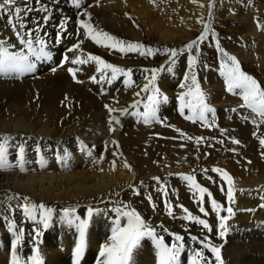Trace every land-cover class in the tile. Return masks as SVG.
<instances>
[{
    "label": "bare ground",
    "instance_id": "6f19581e",
    "mask_svg": "<svg viewBox=\"0 0 264 264\" xmlns=\"http://www.w3.org/2000/svg\"><path fill=\"white\" fill-rule=\"evenodd\" d=\"M15 6L22 10L21 34L31 32L44 39L49 50L56 51L52 66L62 51L68 60L56 71L38 66L33 75L22 74L21 81L0 79V142L7 138L10 165L0 170V264H12L17 235L22 236L16 245L20 264H30L27 257L35 254L34 249L39 250L42 264H75L80 220H87L88 226L79 264H97L100 248L111 242L117 218L113 209L124 205L135 209L166 245L180 243L174 240L175 235L184 237L178 264H190L196 251H202L209 264H216L203 243L220 249L223 264H264V146L259 143L264 139V118L241 108L242 90L228 91L226 68H203L199 62L194 66L204 103L213 110L205 114L209 121L213 114L218 117L209 131L196 122L181 120L175 112V98L187 90L181 87L187 82L182 76L186 72L191 75L186 55L172 67L167 58H151L147 51L141 55V49L121 52L105 46L113 41L97 44L81 27L85 21L94 32L129 44L140 45L148 39L161 48L179 49L201 31L211 15L218 22L235 23L242 29L244 46L252 49L264 69V32L254 28L255 19L264 15V0H16ZM40 11L50 12L46 22ZM61 20L67 23L56 31ZM54 36H61L58 48ZM17 39L1 16L0 40L20 50ZM76 41L90 54L105 55L108 64L133 70V84L126 85L122 74L108 83L111 71H97L95 61L71 63L77 56L67 48ZM236 55L245 62L239 52ZM69 68L75 70L76 81L67 75ZM152 69L159 70L154 82L158 91H153V85L143 91ZM92 77H96L95 82ZM231 93L236 96H229ZM154 94L160 102L155 105V117L146 123L154 124L157 113L162 120L168 118L190 136L187 145L158 126L149 130L137 125L145 123L148 98ZM105 105L115 111L109 112ZM183 111L182 117L199 115L196 106ZM158 134L172 136V140L161 143L149 139ZM201 137L197 143L196 138ZM233 139L240 143H233ZM213 168L232 177V202L226 196L227 181L212 172ZM185 175H193L211 195L205 193L201 199L198 189L182 178ZM213 199L221 205L219 216L212 209ZM25 204L37 206L35 219L25 215ZM229 207L231 214L226 211ZM88 208L93 209L91 218ZM47 209L51 214L45 227ZM65 209L75 211L65 217ZM189 213L206 220L211 231L202 229L197 220L185 219ZM220 217H227L224 229L220 228ZM157 251L152 238L144 237L130 264H158Z\"/></svg>",
    "mask_w": 264,
    "mask_h": 264
},
{
    "label": "snow or ice",
    "instance_id": "6c2138e0",
    "mask_svg": "<svg viewBox=\"0 0 264 264\" xmlns=\"http://www.w3.org/2000/svg\"><path fill=\"white\" fill-rule=\"evenodd\" d=\"M195 2V0H193ZM16 0H0V11H6L9 14V25L13 28L17 38L20 41L21 45H25L28 52L35 56L37 60L40 59H51V54L47 51H45V41L41 39L39 36H33V33L28 32L26 34H21V32L18 30L19 28H23L24 25L22 22L19 21V17L21 15V9L19 7L15 6ZM11 6V7H10ZM203 7V5H201ZM209 9L212 8V3L210 2L208 5ZM81 27L84 29L85 35L90 36L97 44H102L105 41H113L110 45L105 44V46H110L113 48H119L121 52L125 51H137L138 49L142 48L141 45L136 44H128L126 47L124 46L123 41H118L114 37L108 35L107 33L102 32H94L92 26L88 24L85 21H81ZM209 25H204V31L201 33V36L198 37L196 40L192 41L188 45L185 46V49H181L180 51H191L194 47L199 46V43L207 38L208 32H209ZM34 42L35 44L39 45V48H34ZM217 49H219V44L216 45ZM79 48V44L75 45L74 48L68 49V51H74L75 49ZM152 49H148V54L152 53ZM170 52V59L174 63V58L178 55L177 50H166ZM144 52H141V55H144ZM65 61L68 60V57H64ZM228 60L231 62L230 65H223V67L226 68L225 76L228 86V91L232 92L234 89H240L242 90V99H243V105L242 107H247L250 109L253 113L260 117H264V89L261 88L260 84L251 76L245 74L243 71H241L239 63L236 61V58L234 56L228 57ZM87 61H95L99 67L97 68V71H101L103 69H109L111 71V78L108 80V83H111L113 80L117 78L118 74H122L126 77H129V79L125 80V84L128 85L130 83V73L131 69L124 70L122 68L116 67L112 64H108L105 61H103L98 56H92L89 55L87 60H83L80 57H76L75 59L71 60V63L73 64H85ZM196 60L195 57H190L189 60V68H190V79L191 84L195 87V91H193V88H189L186 93L181 94L180 100H181V107H193L192 102L188 101L185 102V97L190 96L196 101V107L199 108V114L200 118L204 119V113L205 112H211L213 111L211 108H209L204 103V94L200 91L199 85L196 80V75L194 71ZM36 65L32 62H30L29 55H25L23 52H11L9 51L8 46H6L4 41H0V74L7 75L10 73H16L18 75H21L26 72H32L35 70ZM170 70V69H169ZM55 71V69H53ZM68 71L73 75L75 78V70L72 68H69ZM148 71V70H146ZM152 75L151 79L148 80V83L144 85L143 91L149 90V85H153V91L157 92L158 90H155L154 88V82L156 79V73L159 71L157 69L150 70ZM103 75L101 76V79H103ZM93 81H96V77H92ZM147 79V77H146ZM189 79V76H185V80L187 81ZM181 87H185V85H181ZM139 93H137L138 95ZM150 104L147 106V111L144 113V119L145 122H148L150 119L155 117V105L159 103L160 101L157 100L156 95L150 96L149 98ZM165 101L167 100V97L163 98ZM106 108H108L109 112L115 111V109L109 108L108 105H105ZM245 119H247L245 117ZM115 120V118H113ZM118 123V121H116ZM255 123V121H253ZM261 123H264V120H261ZM207 126V125H206ZM259 127V125H257ZM224 130H222L223 132ZM183 135V134H182ZM255 135V133H254ZM203 138H196V142L200 143ZM233 143L239 144L240 142L238 140L233 139ZM218 143H222V141H218ZM259 143L261 146H264V139H260ZM8 152V143L7 138H4L3 142H0V170H6L10 165L7 162L6 154ZM20 153L22 155L23 148L20 149ZM126 167H130L127 164ZM21 170H23L21 166ZM204 171H208L205 169ZM212 172L220 173L224 180L227 181L229 188L226 193L227 199L229 202L233 201V192H232V177L224 170L220 168H213L211 169ZM184 180L190 182V185L196 189H198L201 199H203L204 194L208 193V189L201 187L199 184L196 183L195 177L193 175H185L182 177ZM158 179V178H156ZM210 196L211 194L208 193ZM27 199V198H25ZM149 199H151L149 197ZM212 209L217 213L219 216V213L221 211V205L218 204L214 199L211 202ZM24 212L25 215L35 219L34 212L37 208L36 205L29 206L28 204H25L24 206ZM41 209L44 208L43 205L39 206ZM264 207V205H262ZM127 209V210H126ZM75 209H65V217H69V214L71 212H74ZM113 211L116 212L117 218L114 221V227L112 228V235L110 237V243L104 244L100 248L99 252V258L97 259V264H130L133 256V252L135 249H137L141 241L144 237H151L152 240L155 243V246L157 248V257H158V264H178V257L180 252L184 248V244L182 243L184 240V237L180 235H175L174 240L176 242L180 243H173L171 246H168L164 243L163 237L157 238L154 229L150 228L144 220L141 218L140 214L135 210L131 209L130 205H124L123 208L117 207L114 208ZM187 212V209L184 210ZM201 212H205V209L203 207L200 208ZM226 211L231 214L232 209L231 207L227 208ZM89 218H91L93 214V209L88 208L87 210ZM51 209H47L44 213V224L45 227H47V217L50 216ZM171 215V211L168 213ZM205 215L207 213L205 212ZM76 220H79V217L75 218ZM185 219H194L197 220L199 224L203 225L204 228L211 231V228L206 220L198 219L196 217H192L189 213L188 216L185 217ZM227 217H220V228L224 229L225 226V220ZM122 220L125 221L122 224ZM74 221L73 219L69 218L68 223L72 224ZM88 226L87 220H80L77 228L79 231V243L76 245L75 248V264H79L80 258L82 257L84 253V249L86 247L85 243V234ZM14 227V226H13ZM21 230L17 229V232H20ZM165 231H167L165 229ZM220 235H224V231L222 230L220 232ZM22 236L17 235L16 240L13 242V255H12V264H20V260L16 255V245L20 242ZM192 240H196V237H191ZM203 248L208 249L215 257L216 264H223L221 255H220V249L216 246H211L208 243H203ZM34 255L27 257V261L30 262V264H42L39 250L34 249ZM204 262V264H209L207 259L204 257L202 251H196L194 255L192 256L190 260V264H201V262Z\"/></svg>",
    "mask_w": 264,
    "mask_h": 264
},
{
    "label": "rangeland",
    "instance_id": "374dc122",
    "mask_svg": "<svg viewBox=\"0 0 264 264\" xmlns=\"http://www.w3.org/2000/svg\"><path fill=\"white\" fill-rule=\"evenodd\" d=\"M70 9H73V8H70ZM5 12L6 11H0V18L2 16L5 19V22H7L8 26L11 27L9 25V23H8L9 14H8V12L7 13H5ZM39 14H40V16L42 15V21L43 22H46L49 19L50 12L43 13V11H40ZM210 17H211V15L209 16V18L207 19V22L205 23V24H208L210 26L209 27L208 36H207L206 39H204L203 41H201L199 43L198 48L194 47L191 51H188V50L180 51L181 49H185L186 45H188L189 43H191L192 41L196 40L198 37L201 36V33L204 31V25H203L201 31L192 40L186 42L182 48L178 49V48H174L172 46L169 47V48H167V47L166 48H161V47H159L160 44L158 42L151 41V40L149 41L148 39H144L143 41H141L142 43H140V45L142 46V48H140V49L143 52L147 51L148 49H152L153 51L150 54L151 58L152 57L154 59L157 58V57L160 58V59L162 57L163 58H167L166 59L167 63L170 66H172V67H175V66L179 65V63L184 58V55H186L187 65L188 66H189L190 57H195V60H196L195 64H197L199 62L203 66V68H207L208 66H212V65L221 66V67L223 65H230L231 62L228 60V57L234 56L236 58V61L239 63L241 71H243L245 74H247V75L251 76L252 78H254L260 84L261 88L264 89V87L262 86V79H264V74H263L264 73V69L260 66V63L258 62V59L255 57V54L253 53L252 49L249 46H247V47L244 46V43L242 42V40H243L242 34L240 33V32H242V29H239V26L236 25L235 23H229V24L221 23V22H218V21L214 20L212 17L211 18ZM66 23H67V20L59 21L58 22L59 25L57 24L56 27H55L56 31H57V29L60 30L62 28V26H64ZM255 23H256V25H254L255 30L260 31V32L263 33L264 32V15L257 17L255 19ZM20 30H21V28H20ZM43 36L45 37V35H43ZM15 37H17L16 34H15ZM116 39L118 41H123L124 42V40L121 39V38H116ZM17 40H18L17 43L19 45H21L20 42H19V39H17ZM54 41H56V42L58 41L57 44L55 45L58 48L60 46L59 43L61 41V36H57V37L54 36ZM77 42L78 41H76L74 43V45H72V48H74V46H75V44ZM217 43L219 44V49H217V47H216ZM77 44H79V43H77ZM128 44L129 43L124 42V46L125 47ZM46 45L47 44L45 43V51H47V50L49 51V53L51 54V59H42V60L40 59V60H37L35 56L31 55L28 52V50H27L25 45H21V47H20L21 51L19 49H17L16 46H14V45H10V46H8V48H9V51L12 50L11 52H15V51L16 52H23L25 55H29L30 62L34 63L36 65V67H35L34 71L23 73V75L30 76V75H33L35 73V71H37L39 69L38 66L45 65V66L48 67V69H50V70L51 69L52 70L55 69V71H56V68H58L59 66L62 67L64 65V62H65L64 61L65 60L64 57L67 56L65 51H62L63 53L61 52V56L59 58L58 63H56L55 65L52 66V63L55 60L54 58L56 57V51L53 48H50L53 51L49 50V47L48 46L46 47ZM12 46H13V48H11ZM34 48H39V45L35 44V42H34ZM70 48H71V45L68 46L67 51ZM140 49H138V50H140ZM172 49H175L178 52V55L174 58V61H175L174 63L170 59V52L166 51V50H172ZM238 52L242 56L245 57V62L242 61L240 59V57H238L236 55ZM68 53H74L75 56L80 57L81 59H83V57H87L88 58L89 55L98 56L103 61H105L106 63H109V61L107 60V57L105 55H104V57H101L99 55V52L90 54V53L87 52V50H86V48L84 46H80V45H79L78 49H75L74 51H68ZM249 53H250V55H249ZM52 59H54V60H52ZM153 65H158V64L157 63H153ZM66 72H67V75H69V77L73 81H76V73H75V78H74L73 75L68 71V69H67ZM198 73H199V71H198ZM9 75H10V77H9ZM9 75L8 74L7 75L0 74V79L21 81V79L23 78L22 74L18 75L16 73H10ZM186 75L189 76V79L187 80L186 85H185V90L187 89L186 90V92H187L190 87L193 88L194 86L191 84L190 75L187 72H186L185 75L182 76L183 79H185ZM133 77H134V72H133V70H131V73H130V84H133V82H134ZM126 79H129V77H126ZM196 80H197V77H196ZM193 91H195V87L193 88ZM230 95H231V97L236 96V95H233V93L229 94V96ZM180 96H177L175 98V102H176L175 112L176 113L178 112V116L179 117L181 116L180 117L181 120H184L186 122L188 121V123H191V124L196 122L197 124H199L200 126H203L205 129H207L209 131L216 125V123L218 121V117L215 114L211 115L212 117H210V119H211L210 121L208 120L209 116H207V114H205V113H204V119L200 118V114L197 115V117L185 116V115L182 117L184 111H183V109L181 107ZM192 99H193L192 97L186 96L185 97V102H188V101L193 102V104H192L193 107H191V109H194V107L196 106V101L194 99L192 101ZM243 103L244 102H241V105H243ZM73 107L74 106H72V108ZM241 108H243V107L241 106ZM244 109L246 111L251 112L252 114L256 115L255 113H253L247 107H244ZM68 110H69V108L67 109V111ZM231 110L233 111L234 108H231ZM73 113L70 111V114H73ZM256 116H258V115H256ZM159 117L160 116L157 113L156 118L154 119V124L150 125V123L148 124L146 122L145 123L143 122L144 124L143 123H138L137 125L138 126L140 125V126H142L144 128H150L149 130H151L152 128L154 129L155 127L157 128V126H158L161 129H164V130L168 131L172 135L180 137V140L184 144H186V145L188 144L190 136L187 133H185L182 129L178 128L176 125L170 123L168 118H165V119L162 120L161 117L160 118ZM258 117H260V116H258ZM262 118H264V117H262ZM124 136L126 137V135H124ZM151 138L153 140L159 141L161 143H166V142L172 140V136H164V135H160V134L153 135L149 139H151ZM162 148H163V145H162ZM14 152L18 153L19 150L16 149ZM142 152L145 153V150H143ZM201 227H203V226H201ZM202 229L206 230V228H204V227ZM198 230L201 231L200 229H198Z\"/></svg>",
    "mask_w": 264,
    "mask_h": 264
}]
</instances>
